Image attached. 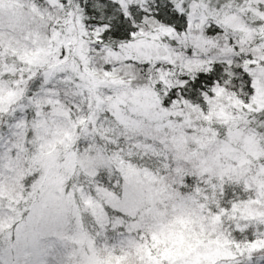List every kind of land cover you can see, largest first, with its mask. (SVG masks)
Segmentation results:
<instances>
[{
  "label": "snow or ice",
  "instance_id": "snow-or-ice-1",
  "mask_svg": "<svg viewBox=\"0 0 264 264\" xmlns=\"http://www.w3.org/2000/svg\"><path fill=\"white\" fill-rule=\"evenodd\" d=\"M0 264H264V0H0Z\"/></svg>",
  "mask_w": 264,
  "mask_h": 264
}]
</instances>
